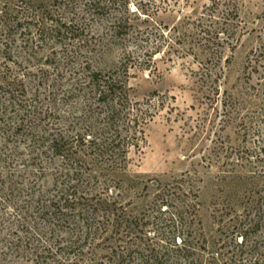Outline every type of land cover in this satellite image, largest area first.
<instances>
[{"label":"trees","instance_id":"16d2710c","mask_svg":"<svg viewBox=\"0 0 264 264\" xmlns=\"http://www.w3.org/2000/svg\"><path fill=\"white\" fill-rule=\"evenodd\" d=\"M78 1L0 0V264H264V36L246 56L239 98L223 102L227 122L240 110L241 146L213 152L222 182L251 186L235 189L216 210V236L208 240L190 172L156 180L154 195L136 213L128 209L133 200L120 198L129 153L145 138L156 106L130 97L128 67L122 77L121 68L93 69L88 54L80 60L68 49L76 38L90 47L100 17L114 21L107 27L114 37L128 28L124 16L111 20L118 0H85L87 22L77 10L68 17ZM235 1L227 2L226 27L213 21L216 34L236 33ZM259 18L264 24V11ZM203 20L169 30L186 24L188 36L209 34ZM58 43L60 57H46L45 67H35L37 57L18 60L21 50L30 56ZM202 46L191 50L218 57ZM49 178L59 185L54 195Z\"/></svg>","mask_w":264,"mask_h":264},{"label":"rangeland","instance_id":"374dc122","mask_svg":"<svg viewBox=\"0 0 264 264\" xmlns=\"http://www.w3.org/2000/svg\"><path fill=\"white\" fill-rule=\"evenodd\" d=\"M118 1L110 16L113 17L111 20L119 16L127 19L126 34L114 37L107 28L114 21L107 22L100 17L92 23L91 33L95 36L90 47H83L76 38L68 49H76L80 60L88 54L93 69L121 68L122 77L125 75L122 67H128L130 97L136 101L150 98L156 106L151 109L154 116L146 126L145 138L139 141V148H131L129 153L128 166L121 174L120 198L133 200L128 209L136 213L154 195L156 180L165 184L190 172L193 185L198 189L200 228L209 240L216 236V210L223 208L235 189L242 193L244 188L251 186L238 183L235 187V183L222 182L223 168L215 163L213 152L221 145L228 152L241 146L237 127L241 121L240 110L232 123L227 122L223 102H235L231 96L239 98L245 85L246 56L252 48L259 46L260 37L264 36V24L259 18L264 11V0L235 1L238 19L233 20V24L236 23L238 28H234L237 30L233 38L223 32H213V21L226 27L224 14L229 0H215L217 6L213 4L214 0ZM78 2L68 17H74L77 10L78 18L83 16L86 22L89 21L92 15L84 11L85 0ZM199 18L204 19L201 29L209 30V34L198 29L193 30L194 37L188 36L186 24L177 31L169 30L181 22ZM204 43L209 47V53L212 47L216 49L218 57L204 58L200 51L191 50V47H203ZM52 48L30 56L21 50L18 60L27 57L33 61V57H37L39 62L35 67H45L46 57H52L55 52L60 57L63 47L58 43ZM213 67L218 73L217 84L213 83L216 77L211 72ZM27 85L31 87V84ZM215 86L220 88L219 95L215 94ZM241 101L236 100L237 105ZM237 107H243V104ZM80 114L74 113L75 116ZM48 181L46 188L56 194L59 185L51 178ZM145 186L147 190H143ZM115 193L118 190H114Z\"/></svg>","mask_w":264,"mask_h":264}]
</instances>
